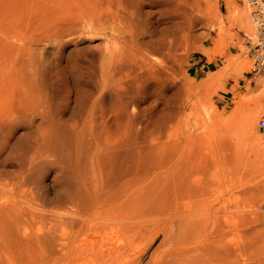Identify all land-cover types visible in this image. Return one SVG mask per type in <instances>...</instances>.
I'll list each match as a JSON object with an SVG mask.
<instances>
[{
    "label": "rangeland",
    "instance_id": "374dc122",
    "mask_svg": "<svg viewBox=\"0 0 264 264\" xmlns=\"http://www.w3.org/2000/svg\"><path fill=\"white\" fill-rule=\"evenodd\" d=\"M250 8L0 0V264H70L50 236L89 249L99 227L122 239L128 264H264V73L250 72ZM93 196L103 206L87 227L59 226L57 211Z\"/></svg>",
    "mask_w": 264,
    "mask_h": 264
},
{
    "label": "bare ground",
    "instance_id": "6f19581e",
    "mask_svg": "<svg viewBox=\"0 0 264 264\" xmlns=\"http://www.w3.org/2000/svg\"><path fill=\"white\" fill-rule=\"evenodd\" d=\"M121 3H123V1ZM128 4H130V3H128ZM248 4H249V2H248ZM128 7L130 8V6H128ZM129 14H130V16H132L133 11H130ZM251 22H252V20H251ZM252 25H253V23H252ZM161 44H163V43H161ZM161 66H163V68H164L165 64H161ZM257 76H260V75H257ZM120 77H119V79H120ZM135 78H137V77H135ZM252 119H253V115H251V114H249L246 117V121L248 123L247 133H248V136L250 138H252V142L255 145V148L257 150H259L260 149L259 139H261V138L258 139V137L255 136L253 128L251 129L250 123H251ZM4 193H5V191L2 188V186L0 185V236H1L0 240L2 241V244H4V243L6 244V241H4L6 239V236H8V233L6 232V230L9 229L7 226L9 224L6 225V223H9V222H6V219L8 218L7 217L8 205H7V199H6V196L4 195ZM98 196L97 197L93 196V197H91V199L84 201V202H81L78 200L70 201V204H69V207L67 210H64V212H58L57 211L55 213V215H57V217H58L59 226L64 224L65 220H67V222L74 229H82L85 225V222L88 221V219H91V217L95 214L99 215L101 210H102L101 207L103 206V202H102L101 198H99ZM78 212H80V213L78 214ZM176 217H179V216H176ZM173 218H174V216H173ZM170 219H172V216L170 217ZM174 220H175V218H174ZM167 221H169V219L166 220V223H167ZM85 226L87 227V225H85ZM105 226L103 225L104 228H105ZM99 228H98L99 232H97V229H94V231H93V232H95L94 236L91 238V240L89 238L90 241H89V243H87V244H91L90 245L91 248H89V249H88V247L85 249H80V247L78 245L70 246V243H71L70 238H63V237H61V233L59 230L55 231V233L52 236H50V240L53 242V244L55 246H57V250H56L57 258L62 259V260H65L66 258H68L70 264H75V262H71V261H73L74 258H78L79 260H82L83 262L85 261V263H83V264H128L127 263L128 254L125 252L124 243L120 242V240H122V239L118 238L115 235V231H113L112 228L109 231L110 233L105 232V230L102 228H101L102 231H100L101 229H99ZM83 231H85V229H83ZM87 231L88 230H86V233H87ZM163 233H165V232H163ZM33 236H36V235H33ZM45 237H46V235L42 236V238H45ZM47 241H49L48 237L44 239V242H47ZM85 242H83L82 244H84ZM127 244H129V243L127 242ZM148 244H149V242H148ZM146 246H148V245L146 244ZM143 247H141V248L143 249ZM182 248L186 249L185 247H182ZM140 250H138V252H141ZM178 250H180V249H178ZM178 250H176V251H178ZM183 250H181V251L183 252ZM172 251H175V249ZM176 251L174 252V254L177 253ZM187 251H190V249ZM138 254L139 253H136L134 257L139 256ZM184 254H185V252H183V255ZM181 255H182V253L180 254V256ZM189 255L191 256V254H189ZM174 256H176V254ZM185 256L187 257V255H185ZM132 258H133V256H132ZM177 258H178V256H177ZM188 258H189V256H188ZM128 259H131V258L129 257ZM175 259H176V257H175ZM185 259L186 258H183L182 260H185ZM189 259H191V258H189ZM133 260H135V258H133ZM175 262H177V259ZM180 263H181V261H180ZM129 264H130V262H129Z\"/></svg>",
    "mask_w": 264,
    "mask_h": 264
},
{
    "label": "built area",
    "instance_id": "2783aa9c",
    "mask_svg": "<svg viewBox=\"0 0 264 264\" xmlns=\"http://www.w3.org/2000/svg\"><path fill=\"white\" fill-rule=\"evenodd\" d=\"M254 33L248 37V48L252 58L253 76L264 73V0H248ZM257 126L264 134V114L257 120Z\"/></svg>",
    "mask_w": 264,
    "mask_h": 264
}]
</instances>
